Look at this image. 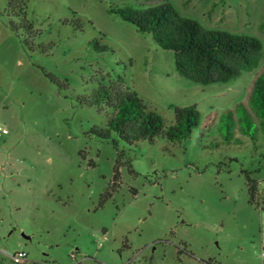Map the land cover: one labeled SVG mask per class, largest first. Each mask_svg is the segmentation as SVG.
Masks as SVG:
<instances>
[{
  "label": "rangeland",
  "instance_id": "374dc122",
  "mask_svg": "<svg viewBox=\"0 0 264 264\" xmlns=\"http://www.w3.org/2000/svg\"><path fill=\"white\" fill-rule=\"evenodd\" d=\"M163 2L257 38L260 62L228 83L185 79L172 51L112 12ZM263 69L264 0H0V264L19 252L23 264H264L244 174L264 193V135L242 132L239 107ZM119 79L168 123L195 106L199 126L175 144L100 138L112 110L82 100ZM113 139L133 170L114 190Z\"/></svg>",
  "mask_w": 264,
  "mask_h": 264
},
{
  "label": "trees",
  "instance_id": "16d2710c",
  "mask_svg": "<svg viewBox=\"0 0 264 264\" xmlns=\"http://www.w3.org/2000/svg\"><path fill=\"white\" fill-rule=\"evenodd\" d=\"M8 3L12 4V0ZM112 12L134 25L139 32L151 36L160 48L172 51L178 73L202 85L228 83L243 70L256 67L262 58L263 45L257 38L205 28L199 22L181 16L169 2L140 9H112ZM95 44L101 48L98 41ZM119 82L115 90L100 87L89 99L82 100L87 107L105 105L112 110L108 129L94 130L100 138L108 140L114 133L130 145L136 142L154 144L160 138L175 144L187 140L199 126L200 114L195 106L177 108L175 120L168 123L146 106L136 93L125 88L123 79ZM248 101L249 109L243 103L239 105L243 108L241 123L245 124L242 132L255 141L257 136L264 135V69L257 74ZM228 120L234 121L232 112H229ZM112 142L118 152L113 172L114 190L119 184L121 167L127 165L132 170V165L124 161L126 154L119 151L118 141L113 139ZM244 174L249 204L264 211L260 183L251 173L245 171ZM112 195L107 190L102 196V204Z\"/></svg>",
  "mask_w": 264,
  "mask_h": 264
},
{
  "label": "built area",
  "instance_id": "2783aa9c",
  "mask_svg": "<svg viewBox=\"0 0 264 264\" xmlns=\"http://www.w3.org/2000/svg\"><path fill=\"white\" fill-rule=\"evenodd\" d=\"M105 238V235H104ZM28 255L25 252H19L16 253L14 256H12V261L16 264H23L26 262Z\"/></svg>",
  "mask_w": 264,
  "mask_h": 264
}]
</instances>
